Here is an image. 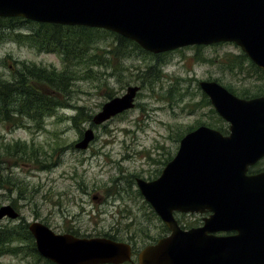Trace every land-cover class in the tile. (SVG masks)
I'll return each mask as SVG.
<instances>
[{"label": "water", "instance_id": "water-1", "mask_svg": "<svg viewBox=\"0 0 264 264\" xmlns=\"http://www.w3.org/2000/svg\"><path fill=\"white\" fill-rule=\"evenodd\" d=\"M13 16L105 27L153 53L233 42L264 73V0H0V17ZM199 87L228 123V133L201 124L182 136L156 178H137L141 194L170 231L145 246L138 259L140 264H264V172L245 175L248 165L264 154V96L239 97L215 80H200ZM138 90L129 85L124 94L105 102L92 122L100 124L133 108ZM93 138L88 128L75 147L84 149ZM205 210L212 214L200 229L183 230L173 216V211ZM3 215L17 214L5 205L0 207ZM30 229L39 252L48 258L61 248L80 247L91 262L115 260L122 248L107 238H54L42 223ZM207 229L236 233L212 236L205 234Z\"/></svg>", "mask_w": 264, "mask_h": 264}, {"label": "rangeland", "instance_id": "rangeland-1", "mask_svg": "<svg viewBox=\"0 0 264 264\" xmlns=\"http://www.w3.org/2000/svg\"><path fill=\"white\" fill-rule=\"evenodd\" d=\"M36 28L37 24L24 22L14 31L22 35ZM92 37L83 58L74 59L71 65L74 78L64 92L66 108L46 116L42 128L29 122L27 127H14L0 121V180L9 176L21 182L22 188L19 193L15 187L10 191L0 187V206L17 197L21 217L30 223L36 219L49 222L50 214L56 218L55 212L84 211L95 217L106 212L97 216L101 221H90L85 215L83 224L96 231L109 226L118 214L125 221L142 220L145 227L136 230V243L142 250L156 241L165 230V223L141 194L137 178H156L176 153L178 137L186 127L214 118L211 103L199 104L203 98L199 81L220 78V82L231 83L237 89L250 84L261 89L263 82L259 73L246 68V64L243 69L230 70L217 63L226 53L242 52L233 43L186 46L159 56L126 46L125 55L116 58L113 52L108 53L118 42L112 31L100 29ZM107 56H112L114 68L105 65ZM23 61L39 67H62L56 53L38 51L18 40L0 41L2 83L14 80L12 76ZM155 63L160 72L141 85L144 72L152 74ZM129 84L139 86L135 107L94 125L95 138L86 150L73 148L79 132L91 126V116L107 99L122 94ZM171 87L173 91L169 93ZM80 106L84 115L78 116L75 124L71 118L79 113ZM17 140L41 146L46 152L45 162L22 163L8 155L5 145ZM43 165L46 167L40 168ZM115 212L118 214L111 216ZM18 252L0 257V261L33 264V254Z\"/></svg>", "mask_w": 264, "mask_h": 264}, {"label": "trees", "instance_id": "trees-1", "mask_svg": "<svg viewBox=\"0 0 264 264\" xmlns=\"http://www.w3.org/2000/svg\"><path fill=\"white\" fill-rule=\"evenodd\" d=\"M24 22H31L37 24V28L28 32L27 34H20L14 31V28L20 26ZM96 28L76 27L70 25L50 24V23H37L30 20H25L22 17H0V41L3 39L18 40L23 44H28L30 47L36 48L38 51L57 52L61 56L62 68L58 70L52 67H39L35 63L22 62L21 68H16L14 80L12 82L0 81V120L11 126L27 127L28 124L34 123L38 128L43 127V121L46 116L52 115L57 109L66 106V98L64 92L67 90L71 81L74 78V72L71 71V65L76 58L82 59L84 56V49L91 42L92 33L99 31ZM118 42L111 48L108 53H112L114 57L121 58L126 53L125 47L129 46L134 51H143L132 40L126 39L117 35ZM219 45V44H218ZM197 48L203 45H195ZM159 56V54H157ZM112 56H107L104 59L105 65H111ZM217 63L225 69L233 70L235 68H248L256 73L259 70L245 53H226L220 57ZM244 64L246 66L244 67ZM113 67V66H112ZM114 68V67H113ZM154 72L151 74L149 71L144 72L141 85L152 76H156L160 72L156 63L153 65ZM116 69V68H115ZM241 74V73H239ZM262 74V73H261ZM263 75V74H262ZM88 77L92 75L88 73ZM223 84L229 91L240 97H251L261 94V89L257 85L241 86L239 89L235 88L231 83H222L220 78H214ZM259 89V90H258ZM173 87L170 88L169 93H172ZM170 97V96H169ZM169 97L167 99H169ZM202 106L210 105V101L206 94L203 93V98L199 102ZM79 113L72 116L73 123H77L78 116L84 115L83 107H79ZM213 114L209 122H200L195 125L186 127L184 133L196 128L200 124H206L213 128L219 129L222 132H227L226 126H223L224 120L216 113L214 108L210 109ZM29 122V123H28ZM183 134L179 135V140ZM7 146V154L15 157L16 160L22 163L43 164L46 152L41 146H35L33 143L27 141L17 140L14 143H9ZM46 165L41 166L44 168ZM0 187L5 190H22L21 182L12 180L7 176L6 179L0 180ZM13 191V192H14ZM17 198V197H16ZM16 198H11L10 204L16 206ZM8 235V234H7ZM18 236L17 234L14 236ZM4 233H0V253L6 249L3 245L2 239Z\"/></svg>", "mask_w": 264, "mask_h": 264}, {"label": "flooded vegetation", "instance_id": "flooded-vegetation-1", "mask_svg": "<svg viewBox=\"0 0 264 264\" xmlns=\"http://www.w3.org/2000/svg\"><path fill=\"white\" fill-rule=\"evenodd\" d=\"M257 72L260 75L261 81L263 82L261 88V96H264V73L263 70L259 68ZM263 75H262V74ZM264 172V154L253 164L248 165L246 170L247 176H252L257 173ZM17 209V208H16ZM18 210V209H17ZM56 218L50 214L49 222H43L46 224L51 231L52 236L56 238L57 236L70 235L75 239H91V238H107L113 242L120 243L121 247L116 252L115 260H103L97 262H91L90 258L83 257L80 247L74 249L77 252H73V248L69 250H64L61 248L60 255H52V258H48L41 254L37 248L36 241L29 230V223L25 221L19 212V216L16 219L4 218L0 220L3 222L0 224V233H4L2 239L3 245H6V249L9 251L4 252L0 255L11 257L13 253L16 255L17 251L23 252L26 256L30 252L34 256L33 264H140L138 259L139 252L141 251L136 243V239L139 235L136 233L137 228L145 227L144 221L135 222L134 220L125 221L122 214L113 213L111 216L114 217V221L101 231H96L86 227L83 223L85 215L90 217V221H101L97 216L106 214V212H99L97 216L91 215L84 211L81 212H55ZM212 214L211 211L205 210L202 212H181L173 211V216L183 230H188L190 228H203L205 223V218H208ZM130 216V215H129ZM159 217V216H158ZM132 219H135L132 217ZM37 220V219H36ZM136 220V219H135ZM34 221V220H33ZM164 231L156 239V241L169 233L168 227L164 224ZM206 235L212 236H227L235 234V230H213L207 229L204 231ZM8 234V235H7ZM18 235L14 237L15 235ZM155 241V242H156ZM25 242L26 244H23ZM68 247V246H67ZM118 247V246H117ZM65 251V252H64ZM128 251V256L125 257ZM11 252V254H7ZM18 252V254H19ZM63 253V254H62ZM67 254V255H66ZM63 257H62V256ZM56 256V257H55ZM78 260H77V259ZM85 258V259H84ZM11 259H14L13 257ZM81 259V260H80ZM0 264H4L0 261Z\"/></svg>", "mask_w": 264, "mask_h": 264}, {"label": "bare ground", "instance_id": "bare-ground-1", "mask_svg": "<svg viewBox=\"0 0 264 264\" xmlns=\"http://www.w3.org/2000/svg\"><path fill=\"white\" fill-rule=\"evenodd\" d=\"M31 224V223H30Z\"/></svg>", "mask_w": 264, "mask_h": 264}]
</instances>
